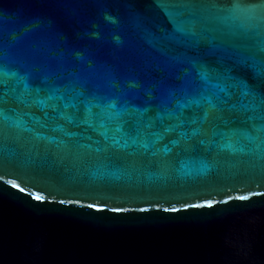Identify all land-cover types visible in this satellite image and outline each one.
Masks as SVG:
<instances>
[{
	"label": "water",
	"instance_id": "1",
	"mask_svg": "<svg viewBox=\"0 0 264 264\" xmlns=\"http://www.w3.org/2000/svg\"><path fill=\"white\" fill-rule=\"evenodd\" d=\"M0 176V264H264V0H0Z\"/></svg>",
	"mask_w": 264,
	"mask_h": 264
},
{
	"label": "snow or ice",
	"instance_id": "2",
	"mask_svg": "<svg viewBox=\"0 0 264 264\" xmlns=\"http://www.w3.org/2000/svg\"><path fill=\"white\" fill-rule=\"evenodd\" d=\"M202 78L207 79V75L204 74V73H202ZM245 89H247V85H245ZM245 94H250V93H248V92L246 91ZM0 180H3V176H0ZM7 183H8L9 185H11V187H13V188H17L20 192H24V191H26L25 188L20 187V185L17 184L14 180L9 179V180L7 181ZM31 195H32L33 199H35V200H37V201H42V200L45 199V197H44L43 195L39 194V193H35V192H33ZM239 199H247V197H245V196H241V197H239ZM61 203H64V201H61ZM206 204H207L208 206H211L212 201H206ZM91 207H95V205H91ZM173 211H175V209H173Z\"/></svg>",
	"mask_w": 264,
	"mask_h": 264
}]
</instances>
